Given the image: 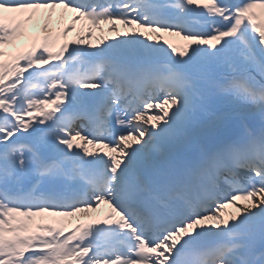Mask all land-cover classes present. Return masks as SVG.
Wrapping results in <instances>:
<instances>
[{
	"label": "snow or ice",
	"instance_id": "obj_1",
	"mask_svg": "<svg viewBox=\"0 0 264 264\" xmlns=\"http://www.w3.org/2000/svg\"><path fill=\"white\" fill-rule=\"evenodd\" d=\"M0 264H264V0H0Z\"/></svg>",
	"mask_w": 264,
	"mask_h": 264
},
{
	"label": "bare ground",
	"instance_id": "obj_2",
	"mask_svg": "<svg viewBox=\"0 0 264 264\" xmlns=\"http://www.w3.org/2000/svg\"><path fill=\"white\" fill-rule=\"evenodd\" d=\"M42 22H43V21H41V23H42ZM55 24H56L55 21H53L52 26H54ZM122 27H123V26H122ZM37 29L40 30L39 27H37ZM107 35H110V34H107ZM228 211H229V210H228ZM69 219H71V218H66V219H65V222L68 221ZM75 222H76V221H75Z\"/></svg>",
	"mask_w": 264,
	"mask_h": 264
},
{
	"label": "rangeland",
	"instance_id": "obj_3",
	"mask_svg": "<svg viewBox=\"0 0 264 264\" xmlns=\"http://www.w3.org/2000/svg\"><path fill=\"white\" fill-rule=\"evenodd\" d=\"M239 203H243V201H241V202H239ZM50 218H52V217H50ZM59 219L61 220V221H63V217H59ZM73 219H76V218H73ZM73 219L70 221V222H72L73 221ZM67 223H69V222H67Z\"/></svg>",
	"mask_w": 264,
	"mask_h": 264
}]
</instances>
